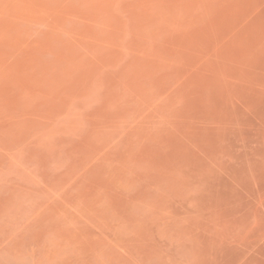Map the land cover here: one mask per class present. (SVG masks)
Segmentation results:
<instances>
[{
	"label": "rangeland",
	"instance_id": "obj_1",
	"mask_svg": "<svg viewBox=\"0 0 264 264\" xmlns=\"http://www.w3.org/2000/svg\"><path fill=\"white\" fill-rule=\"evenodd\" d=\"M6 264H264V0H0Z\"/></svg>",
	"mask_w": 264,
	"mask_h": 264
},
{
	"label": "crops",
	"instance_id": "obj_2",
	"mask_svg": "<svg viewBox=\"0 0 264 264\" xmlns=\"http://www.w3.org/2000/svg\"><path fill=\"white\" fill-rule=\"evenodd\" d=\"M0 264H6V260H3V256L0 251Z\"/></svg>",
	"mask_w": 264,
	"mask_h": 264
}]
</instances>
